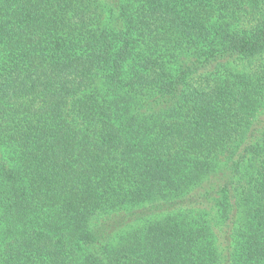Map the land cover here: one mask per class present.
<instances>
[{"label": "trees", "instance_id": "trees-1", "mask_svg": "<svg viewBox=\"0 0 264 264\" xmlns=\"http://www.w3.org/2000/svg\"><path fill=\"white\" fill-rule=\"evenodd\" d=\"M0 264H264V0H0Z\"/></svg>", "mask_w": 264, "mask_h": 264}, {"label": "rangeland", "instance_id": "rangeland-1", "mask_svg": "<svg viewBox=\"0 0 264 264\" xmlns=\"http://www.w3.org/2000/svg\"><path fill=\"white\" fill-rule=\"evenodd\" d=\"M197 212H198V211H197ZM202 212H203V211H199V213H202ZM206 214H207V213H206ZM212 216H213L212 214H211V215H208V214H207V217H208V218H211ZM129 224H130V223H129ZM136 224H137V225H142V224H144V221H142V222H137ZM214 230H215V232H219V231H218L219 228H217V227H215Z\"/></svg>", "mask_w": 264, "mask_h": 264}]
</instances>
